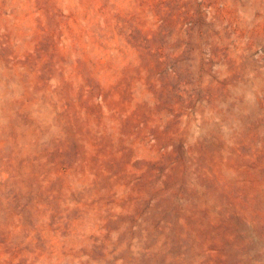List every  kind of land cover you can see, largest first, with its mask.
Instances as JSON below:
<instances>
[{
  "label": "rangeland",
  "instance_id": "rangeland-1",
  "mask_svg": "<svg viewBox=\"0 0 264 264\" xmlns=\"http://www.w3.org/2000/svg\"><path fill=\"white\" fill-rule=\"evenodd\" d=\"M0 264H264V0H0Z\"/></svg>",
  "mask_w": 264,
  "mask_h": 264
}]
</instances>
